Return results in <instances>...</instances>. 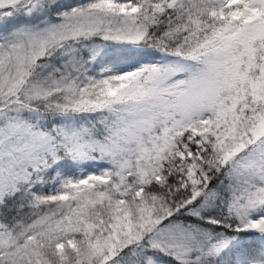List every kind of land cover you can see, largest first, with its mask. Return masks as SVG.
<instances>
[{"label":"snow or ice","instance_id":"6c2138e0","mask_svg":"<svg viewBox=\"0 0 264 264\" xmlns=\"http://www.w3.org/2000/svg\"><path fill=\"white\" fill-rule=\"evenodd\" d=\"M0 264H264V0H0Z\"/></svg>","mask_w":264,"mask_h":264}]
</instances>
